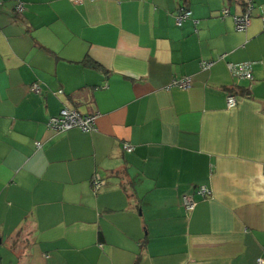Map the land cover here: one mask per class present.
Returning <instances> with one entry per match:
<instances>
[{
    "label": "crops",
    "instance_id": "obj_1",
    "mask_svg": "<svg viewBox=\"0 0 264 264\" xmlns=\"http://www.w3.org/2000/svg\"><path fill=\"white\" fill-rule=\"evenodd\" d=\"M22 1L0 0V264L264 259V0L244 32L250 0ZM65 106L97 131L49 130Z\"/></svg>",
    "mask_w": 264,
    "mask_h": 264
},
{
    "label": "built area",
    "instance_id": "obj_2",
    "mask_svg": "<svg viewBox=\"0 0 264 264\" xmlns=\"http://www.w3.org/2000/svg\"><path fill=\"white\" fill-rule=\"evenodd\" d=\"M16 1V13H23L25 11V4L22 0ZM76 2H81V0H75ZM1 7V4H0ZM253 10L252 1H249V7L245 15L241 17H234L236 29L240 32H244L250 25L251 22V14ZM192 13L185 8H180L178 14L176 16V23L178 26H181L186 20L191 18ZM224 15L227 16L228 12L224 11ZM214 65V62H204L202 63L203 70H209ZM229 71L233 78L239 80H248L252 81L254 79L253 75V63L246 62L240 64H228ZM192 80L190 77H185L183 79H175L171 85L167 87V89L172 88H180L183 90H189L191 88ZM32 90L35 93H40V87L38 85H34ZM60 95L63 94V91L59 92ZM228 109H234L237 107L238 102L234 96H229L227 98ZM97 118L98 116H84L81 115L78 111L74 109H70L68 106H65L60 112L59 116L52 117L47 123V128L51 131H54L58 134H65L73 129H79L84 133H94L97 131ZM38 148L41 147V144H37ZM124 150L128 153L134 152V146L125 143ZM102 181L99 176H95L93 180V186L96 190H98L102 186ZM198 194L203 198L207 197L209 194L208 191L204 188L199 189ZM184 208L187 212H192L197 203L191 197H184ZM258 264H264V259H260Z\"/></svg>",
    "mask_w": 264,
    "mask_h": 264
},
{
    "label": "trees",
    "instance_id": "obj_3",
    "mask_svg": "<svg viewBox=\"0 0 264 264\" xmlns=\"http://www.w3.org/2000/svg\"><path fill=\"white\" fill-rule=\"evenodd\" d=\"M252 5H253V10H252V14H253V11H254V3L252 2ZM248 7H249V2H247V5H246V11H245V13L247 12V10H248ZM245 13H244V15H245ZM252 14H251V20H252ZM177 16V15H176ZM176 18V17H175ZM225 59V56H222L219 60H224ZM210 62H214V64H215V61H210ZM243 63H246V62H243ZM233 64H240V63H233ZM214 66V65H213ZM253 75H254V63H253ZM234 79H236V78H234ZM237 80H239V79H237ZM254 80V79H253ZM252 80V81H253ZM64 94V93H63ZM62 111V110H61ZM50 120V119H49ZM74 130V129H73ZM95 133V132H94ZM90 134H92V133H90ZM123 148H124V146H123ZM128 153V152H127ZM202 197V196H201Z\"/></svg>",
    "mask_w": 264,
    "mask_h": 264
}]
</instances>
